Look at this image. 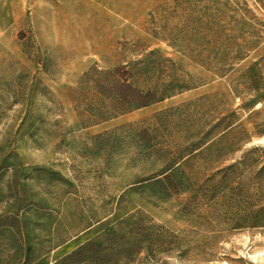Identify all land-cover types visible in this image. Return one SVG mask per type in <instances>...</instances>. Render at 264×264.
I'll return each mask as SVG.
<instances>
[{"label":"rangeland","instance_id":"obj_1","mask_svg":"<svg viewBox=\"0 0 264 264\" xmlns=\"http://www.w3.org/2000/svg\"><path fill=\"white\" fill-rule=\"evenodd\" d=\"M151 49L196 87L84 124L83 74ZM259 91L264 0H0V264H79L128 218L163 227L149 249L83 264H264Z\"/></svg>","mask_w":264,"mask_h":264},{"label":"trees","instance_id":"obj_2","mask_svg":"<svg viewBox=\"0 0 264 264\" xmlns=\"http://www.w3.org/2000/svg\"><path fill=\"white\" fill-rule=\"evenodd\" d=\"M144 51L138 60L106 69L93 66L83 74L80 83L84 87L76 91L73 99L80 108L78 114L84 124L90 126L108 121L196 87L190 72L173 58L165 56L159 49ZM235 57L237 59V54ZM258 64L256 61L241 75L242 82L249 83L252 90H257L259 80L262 79ZM228 70L218 69L215 73L222 76ZM259 87V90L263 89ZM234 91L237 90L234 88ZM241 94L242 91H239L238 96ZM261 99H264V93L257 92V95L246 101L244 105L252 106ZM79 105H82V108ZM239 163L242 161L237 164ZM234 165L236 164L231 166ZM263 171L264 164L257 175L259 176ZM262 211L264 206L252 213L253 225L260 226V223H264ZM128 220L129 218L120 220L106 228L81 244L74 252L66 255L64 260L77 257L79 264L116 260L120 255L149 249V243L156 241L153 237L155 235L158 237L163 228L141 222L138 230L134 231L135 223H130Z\"/></svg>","mask_w":264,"mask_h":264}]
</instances>
